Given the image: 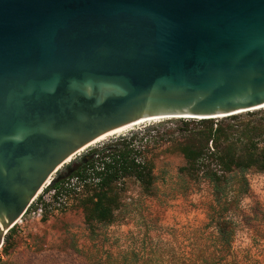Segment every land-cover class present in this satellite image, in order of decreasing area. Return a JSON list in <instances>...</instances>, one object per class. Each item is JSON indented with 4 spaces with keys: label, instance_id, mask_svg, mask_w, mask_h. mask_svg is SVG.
<instances>
[{
    "label": "water",
    "instance_id": "95a60500",
    "mask_svg": "<svg viewBox=\"0 0 264 264\" xmlns=\"http://www.w3.org/2000/svg\"><path fill=\"white\" fill-rule=\"evenodd\" d=\"M261 107L264 0H0V242L97 139Z\"/></svg>",
    "mask_w": 264,
    "mask_h": 264
},
{
    "label": "rangeland",
    "instance_id": "374dc122",
    "mask_svg": "<svg viewBox=\"0 0 264 264\" xmlns=\"http://www.w3.org/2000/svg\"><path fill=\"white\" fill-rule=\"evenodd\" d=\"M161 122L141 124L85 147L45 184L65 176L90 150L134 134L135 147L143 146L139 160L154 166L151 194L135 179L121 182L118 206L108 224H87L76 201L63 199L60 207L58 201L51 202L41 221L25 216L7 231L0 264H264V174L251 172L249 196L222 213L209 183L180 175L185 160L170 141L184 127ZM218 213L232 224L229 243L220 239Z\"/></svg>",
    "mask_w": 264,
    "mask_h": 264
},
{
    "label": "trees",
    "instance_id": "16d2710c",
    "mask_svg": "<svg viewBox=\"0 0 264 264\" xmlns=\"http://www.w3.org/2000/svg\"><path fill=\"white\" fill-rule=\"evenodd\" d=\"M174 122L184 127L182 134L170 141L185 160L180 175L194 183H209L222 213L231 212L242 197L250 194L248 175L264 174V109L221 120L173 119L160 124ZM133 142L134 134L90 150L76 167L68 168L67 174L49 187L58 189L57 197L76 201L87 224L112 222L121 182L135 179L146 194L152 192L154 166L139 160L143 146L137 149ZM72 181L76 185L69 189L63 186ZM222 215L218 213L215 225L220 239L229 243L232 224Z\"/></svg>",
    "mask_w": 264,
    "mask_h": 264
},
{
    "label": "built area",
    "instance_id": "2783aa9c",
    "mask_svg": "<svg viewBox=\"0 0 264 264\" xmlns=\"http://www.w3.org/2000/svg\"><path fill=\"white\" fill-rule=\"evenodd\" d=\"M50 183L48 185H45L43 187V189L41 190V193L38 194L33 201L31 202L30 206L28 207V209L26 210V212L23 214V216L10 228V230H12L13 228H15V226L19 223H21V220L25 217V216H33V217H37V219H39L38 221H41L44 218V214H45V210L47 207V204H51L54 203L55 201H58V206H61V202H63L64 198L63 196H59L57 197V193H58V189H51L50 187ZM65 188H70L72 187V185L66 183L64 185ZM36 208L34 211H31L33 208Z\"/></svg>",
    "mask_w": 264,
    "mask_h": 264
},
{
    "label": "bare ground",
    "instance_id": "6f19581e",
    "mask_svg": "<svg viewBox=\"0 0 264 264\" xmlns=\"http://www.w3.org/2000/svg\"><path fill=\"white\" fill-rule=\"evenodd\" d=\"M262 109H264V107H261V108H258V109H256V110H252V111H258V110H262ZM242 113H246V112H242ZM242 113H239V114H242ZM239 114H237V115H239ZM225 117H220V118H218V119H224ZM177 119H179V118H177ZM164 120H173V119H170V118H164V119H156V120H150V121H145V122H140V123H138V124H134V125H131V126H128V127H125V128H122V129H119V130H116V131H114V132H111V133H109V134H107V135H105V136H103V137H101V138H99V139H97L96 141H94L93 143H91V144H89L88 146H86V148H88V147H91V146H93V145H96V144H98V143H101V142H104V141H106L107 139H109V138H111V137H115V136H119V135H122V134H124V133H126V132H128V131H130V130H132L133 128H135V127H137V126H139V125H141V124H145V123H157V122H161V121H164ZM180 120H199V119H193V118H182V119H180ZM217 120V119H216ZM86 148H83L80 152H82L84 149H86ZM71 161V158L70 159H68L65 163H69ZM60 169V168H59ZM49 181V180H48ZM47 181V182H48ZM46 182V183H47ZM45 183V184H46ZM45 186V185H44ZM42 190V189H41ZM40 190V191H41ZM39 191V192H40ZM39 192H38V194H39ZM37 194V195H38ZM7 233V231H4V234H6ZM1 247H2V243L0 242V249H1Z\"/></svg>",
    "mask_w": 264,
    "mask_h": 264
},
{
    "label": "flooded vegetation",
    "instance_id": "af4514ba",
    "mask_svg": "<svg viewBox=\"0 0 264 264\" xmlns=\"http://www.w3.org/2000/svg\"><path fill=\"white\" fill-rule=\"evenodd\" d=\"M23 216V215H22Z\"/></svg>",
    "mask_w": 264,
    "mask_h": 264
}]
</instances>
